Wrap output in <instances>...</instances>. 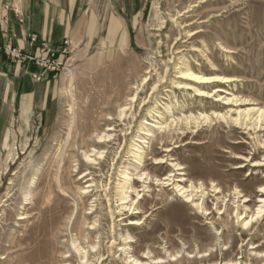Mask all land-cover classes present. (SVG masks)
Here are the masks:
<instances>
[{"label": "rangeland", "instance_id": "rangeland-1", "mask_svg": "<svg viewBox=\"0 0 264 264\" xmlns=\"http://www.w3.org/2000/svg\"><path fill=\"white\" fill-rule=\"evenodd\" d=\"M77 5V41L65 39L58 54L44 41L63 64L55 72L49 111L27 127L15 110L8 123L0 98V264H122L118 251L126 245L120 235L134 238L128 245L139 255L156 244L167 246L179 255L178 264H189L185 259L202 242L217 244L219 263L243 257L240 262L260 264L254 259L264 255V210L257 219L264 205V131L256 149L234 144L248 136L214 120L199 128L183 126L175 141L156 130V137L143 138L160 119L149 115L157 103L160 114L173 108L167 123L229 111L224 101L179 91L175 82L183 66L234 79L223 85L229 97L257 104L238 109L264 108V0H77ZM209 61L219 71L212 72ZM137 92L139 101L129 111ZM121 108H128L123 120ZM112 126L117 131L109 132ZM107 132L117 141L106 147L91 143ZM165 142L173 152L162 153ZM135 144L140 160L132 153ZM238 163L245 167L236 169ZM124 172L132 178L124 202L142 210L132 209L127 218L119 217ZM178 185L211 215H193ZM170 203L183 211V222L171 216ZM242 217V222L252 218L253 228L243 231ZM141 219L139 226L128 225ZM113 225L118 243L111 252ZM90 246L102 252L84 256L75 250Z\"/></svg>", "mask_w": 264, "mask_h": 264}, {"label": "bare ground", "instance_id": "bare-ground-1", "mask_svg": "<svg viewBox=\"0 0 264 264\" xmlns=\"http://www.w3.org/2000/svg\"><path fill=\"white\" fill-rule=\"evenodd\" d=\"M209 60V59H207ZM209 64L211 65V71L215 72L219 71V69L217 68V66L212 62L209 61ZM148 79V77H147ZM176 79L178 80L177 82H175V84L177 85V89L180 91L182 90L183 92H188L191 91L192 93H194V96L196 98H204L206 100H211L213 98L215 99V102H222L224 101V106L229 108V111L227 113H221L218 111H214V113L212 114V116L209 115H204L201 114L200 117L196 118L195 116H191L188 118L182 117L180 120H178L177 122H171V123H167L165 122L166 119L168 117H172L175 113L172 107H166L165 108V113L160 114L158 111L159 109V104L157 103L154 108L152 110L149 111V115L152 116L154 119L157 117V113L160 116V119H156V122L152 123V130H146V134H145V138L143 139H148V138H154L156 137V133L154 132L156 131H161V133H167L165 134V136L167 137V139L175 141L174 138H178L180 135L178 133V131H180L183 126L187 127L188 129H191L189 127H193V125L195 126V128H199V126L201 124H208L210 122L217 121V122H221L229 127L232 126V128L234 127L235 129H240L242 130L244 133V135H247L248 137H241L238 138L236 141H234V144L237 145H241V144H246V145H252L253 149L257 148V145L261 144V137L259 136V134L261 132L264 131V108H257V107H251L249 109H238L241 108L242 106H247V105H252L255 106L257 104H255V102H249L247 100H239L233 97H229L230 94H228V92L226 91V89L223 87V85L227 84V83H231L233 81H235L232 78L229 77H222L219 75H214V76H206L204 74V72L202 70H196L193 67H186L183 66L181 68H178V75L176 77ZM213 84H218L219 86H217L216 88L211 89V85ZM141 92V91H140ZM65 94V93H64ZM223 96H225L223 98ZM139 101V92H137L133 99L130 101L131 104L130 106V110L131 111L133 108H135L136 103ZM161 107V106H160ZM215 107H219V106H215ZM237 108V109H236ZM128 110V108L122 109L120 111L119 114V118L120 120H123L124 117H126V111ZM156 115H155V114ZM154 114V116H153ZM146 123V122H145ZM144 123V124H145ZM112 125V124H111ZM176 125V126H175ZM178 130H176V128ZM116 128V127H115ZM115 128L112 126L108 131L109 132H115L117 130H115ZM167 140V141H168ZM115 141H117V136L114 137V135L112 133H105V134H98L94 140H91V143L97 146H107L108 144H113ZM169 142V141H168ZM168 142H165L164 145V151L162 153H171L173 152V150H171V148L168 146ZM139 144H143V143H147L145 140H141L140 142H138ZM264 145V144H262ZM139 147L137 144L134 145V149L132 150L133 155L135 156V160H140L141 158V154H136L138 151ZM98 155H102L101 153H98ZM84 156L86 157V159L88 160L89 164H91L94 160H91V156L86 152L84 154ZM250 157H236L235 159L240 160V161H244V162H248ZM99 160L101 158H98ZM165 158L159 159L157 160L159 164H164L165 163ZM136 164V162H135ZM101 166V163L99 164ZM238 167L236 169H242L245 166L243 165V163H238L237 164ZM134 166V165H133ZM262 166L261 164H255L252 167H260ZM173 167L176 168L177 171H184V168L179 165V164H173ZM122 175V184H121V198L120 200L122 202H124V200H127V198L123 197V195H125V190L128 189V185H132L131 181L132 178L131 176L124 172L121 174ZM145 175V174H144ZM181 176H185V173H180ZM87 177V176H86ZM143 179V177H140ZM171 182V180H168ZM183 181H185L184 179H178V182L182 183ZM134 184V183H133ZM192 188V187H191ZM203 188V186H201L199 189L201 190ZM83 189V188H82ZM177 189L179 190V193L181 194L182 197H184L186 200L184 201V203L187 204H192V208L195 211V214L193 215H202L206 213V217H209L211 214L207 213L208 211L203 208V206L199 205L198 203H195V196H193L192 194H189V189L186 187H183L182 185H178ZM107 191V190H106ZM132 191L134 193H136L139 196V193L135 190V187L132 188ZM261 193H264V189L260 191ZM192 193V192H191ZM203 193V192H202ZM129 198V197H128ZM248 201H245V203H247ZM264 204V200L261 202ZM127 204V202H124L122 204H120L121 208L119 211V217H123V218H127V214L133 210H137L136 214H142V210H140L139 208H134L135 203H133L132 205H128L126 207H124ZM171 206V216H173L175 218L176 222H183L185 220L184 218V213L183 211L176 205H174V203H170ZM264 210V205L263 207L261 206V209L258 212V218L260 219L262 216L261 214L263 213ZM248 208H245L244 213L241 214L242 216H246V214L248 213ZM133 215V214H132ZM148 214H146L147 217ZM26 219V217H22L19 220H24ZM244 220V217H242L240 219L241 224L243 226V231H247L250 228H253V224L255 223L254 220L251 218L249 221L246 222H242ZM142 224V219L141 220H131L128 225H134V226H139ZM159 224V223H158ZM214 226H216V223L214 224V222L212 223ZM214 228V227H213ZM112 237H114L112 239L111 242V252L114 251L115 246L117 245L118 241L115 238V232H116V228L113 225L112 227ZM166 238L161 239V241H165ZM153 240H157L156 237L153 238ZM202 240V239H201ZM208 240V239H207ZM240 240V239H239ZM120 242H125L124 247H122L118 253L119 255L117 256V259H119V261L122 262V264H178L181 262V260H179V255L177 254V252L174 251H169V247L167 249V246L164 245H159L156 244V248L151 249L150 247L146 248V251L139 255L136 254L134 249L128 245L129 243H133L134 242V238L130 237L129 235H127L126 237L121 236L119 238ZM156 243V242H155ZM168 244V242L166 243V245ZM187 243L184 244L185 247H187ZM215 246L213 243L211 242H202L200 245H198L195 249V251H192L191 253L188 254L187 258L185 259L186 263L189 264H250L249 262H240L243 257H239L237 260H234L232 258H230V260H223L222 262H217L216 258V251H215ZM244 245H242L239 248V252L238 255H243V248ZM262 247L264 246L261 245ZM234 246H232L233 248ZM259 247V246H258ZM189 247H187L186 249H189ZM155 249L160 250L162 253H158ZM255 249V247H252L251 250ZM76 252L78 254H81L84 251V256L88 255L89 253H97L100 254L102 252L101 249L97 250L96 246H90L89 250L86 251L85 248H75ZM220 251H222L220 249ZM163 255L164 258H162ZM226 258L231 257L230 255V250H228L226 253ZM143 259L147 260V262L143 261ZM256 262L260 263V264H264V255L260 256L258 255L255 259ZM83 264H87V263H83Z\"/></svg>", "mask_w": 264, "mask_h": 264}, {"label": "crops", "instance_id": "crops-1", "mask_svg": "<svg viewBox=\"0 0 264 264\" xmlns=\"http://www.w3.org/2000/svg\"><path fill=\"white\" fill-rule=\"evenodd\" d=\"M23 10V24H19L14 16L9 23V28L16 35L12 39L14 46L28 53H36L39 45L48 41L58 54L65 39L77 41V0H23ZM22 31L36 35L38 43L30 46L24 42ZM33 73L43 74L42 81H35L31 76ZM55 77L53 72H45L34 65L13 62L0 53V98L6 106V122L9 123V116L16 110L19 118L30 127L37 114L48 112L51 108L49 104L56 98Z\"/></svg>", "mask_w": 264, "mask_h": 264}, {"label": "built area", "instance_id": "built-area-1", "mask_svg": "<svg viewBox=\"0 0 264 264\" xmlns=\"http://www.w3.org/2000/svg\"><path fill=\"white\" fill-rule=\"evenodd\" d=\"M14 16L19 24L24 23L23 0H0V53L4 54L9 60L23 65H34L41 70L59 72L62 63L55 59V50L48 43H41L36 49V53H28L16 47L12 39L16 37L9 28L11 17ZM21 37L30 46L37 44V38L28 35L25 31L21 32ZM63 54H68V49H63ZM32 78L40 82L42 74H31Z\"/></svg>", "mask_w": 264, "mask_h": 264}]
</instances>
